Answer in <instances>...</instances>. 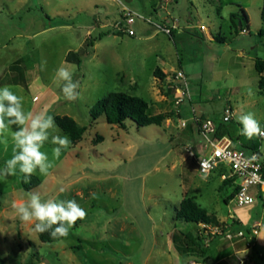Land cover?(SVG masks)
<instances>
[{
	"label": "rangeland",
	"instance_id": "1",
	"mask_svg": "<svg viewBox=\"0 0 264 264\" xmlns=\"http://www.w3.org/2000/svg\"><path fill=\"white\" fill-rule=\"evenodd\" d=\"M263 1L177 0L155 12L157 0H0V87L22 96L26 111L68 116L88 128L58 159L56 145L44 144L41 150L54 163L49 175L37 170L24 183L17 169L0 178L2 264H264V205L226 203L233 187L222 188L218 171L202 175L185 151L188 143H205L194 117L220 122L228 107L233 118L226 125L239 138L234 147L263 143L244 137L237 119L251 112L264 128V88L255 67L264 60ZM125 9L134 13L133 24L124 20ZM174 20L172 36L157 27H172ZM118 22L135 36L119 32ZM70 53L81 64L69 62ZM61 65L79 81L76 101L64 99L54 81ZM157 69L164 79L155 76ZM181 70L191 97L177 106L176 86L182 84L175 75ZM117 91L145 99L162 123L143 127L128 120L120 127L104 116L94 120L91 109ZM12 131L6 142L0 138V168L13 155ZM29 191L42 199H75L86 218L66 238L43 243L11 207L27 201ZM186 198L207 209L213 221L207 230L177 218ZM217 229L245 237L230 241L213 235ZM174 233L191 237L194 252L180 253Z\"/></svg>",
	"mask_w": 264,
	"mask_h": 264
},
{
	"label": "clouds",
	"instance_id": "2",
	"mask_svg": "<svg viewBox=\"0 0 264 264\" xmlns=\"http://www.w3.org/2000/svg\"><path fill=\"white\" fill-rule=\"evenodd\" d=\"M73 74V70L64 65L54 73V81L67 101H76L80 96V84L73 79ZM237 119L242 126L241 134L248 140L264 138V128L253 113H243ZM13 129L11 138L15 147L12 157L0 168L2 179L15 176L17 169L23 174L24 183H30L37 170L41 175H49L54 163L41 150L44 144L50 140L56 145L53 157L58 159L61 151L68 149L72 143L67 135H60L62 130L53 115L46 110L38 113L26 111L23 97L5 85L0 87V138L6 142V133ZM255 158L254 155L252 159ZM26 195L27 201L13 202L11 207L21 222L33 225L36 233L49 232L52 238H66L77 221L86 218V210L75 199H42L38 191H29Z\"/></svg>",
	"mask_w": 264,
	"mask_h": 264
},
{
	"label": "built area",
	"instance_id": "3",
	"mask_svg": "<svg viewBox=\"0 0 264 264\" xmlns=\"http://www.w3.org/2000/svg\"><path fill=\"white\" fill-rule=\"evenodd\" d=\"M167 3H172L175 0H165ZM123 16L128 25L134 23V13L128 9H125ZM142 18L141 16L137 15ZM115 27L119 32L128 34L129 36H135V32L132 29L125 28L123 22L116 23ZM159 30L165 34L172 36L173 30L177 29V21L174 20L172 27L166 25H157ZM202 30H206L205 26H202ZM244 30L242 33H245ZM175 79L181 82V86H176V105L180 106L188 98L190 99V87L185 73L181 70L176 73ZM233 118V110L228 107L225 110V115L219 123H228ZM197 123L199 133L204 139V145H196L194 143H188L185 146V151L189 157L195 159L199 165V170L202 175H210L216 169L225 168L229 170V175L222 174V180L227 178H233V185L238 187V190L233 200L240 207H246L260 202L264 205V138H260L263 143H260L258 150L252 151L248 154L243 149H237L234 147L233 141L230 137L224 136L216 138V132L218 128V122L211 119H204L194 117ZM182 127H185V123H181ZM255 155V159L252 157ZM257 188L258 192L255 194L253 190ZM204 230L208 229L207 224H202ZM258 227L257 225L254 226ZM213 235H223L228 240L236 238H243L245 234L243 231L232 233L231 231L216 230ZM245 260H241L240 264H243ZM198 264V263H191Z\"/></svg>",
	"mask_w": 264,
	"mask_h": 264
},
{
	"label": "trees",
	"instance_id": "4",
	"mask_svg": "<svg viewBox=\"0 0 264 264\" xmlns=\"http://www.w3.org/2000/svg\"><path fill=\"white\" fill-rule=\"evenodd\" d=\"M163 3L164 0H157V2H154L152 5L153 10L157 12L158 7L160 8ZM241 12L244 18H247L244 10L241 9ZM261 18L264 25V1L261 11ZM259 34L261 36L264 35V27L263 29L260 30ZM215 40L220 43H225V38L221 37L220 35H217V37H215ZM88 45L93 46V43L89 42ZM67 60L69 62H76L77 64H81V59L78 57V54L70 53L68 55ZM255 67L261 76L259 85L260 88L262 89L264 88V76H263L264 60L257 59L255 63ZM154 74L156 77H160L162 79L166 77V75L162 73L159 69H157L154 72ZM90 113L94 120H97L99 117L104 116L108 124L117 125L120 127H124L125 122L128 120H131L137 123L139 126H143V127H147L151 125L159 126L162 123V119L160 116L151 114L149 103L145 99L137 95H131L120 91L111 92L107 97L100 100L91 109ZM55 120L57 125L60 127V129L69 135L71 142L73 144H77L82 139V137L84 136L85 132L88 129L85 126L84 127L80 126L73 118L68 116H62V117L57 116ZM224 136L230 137L233 143L234 142L236 143L239 140V138H235L231 134L226 123L218 122V128L215 137L221 138ZM259 145L254 144L252 146V145L242 144L241 148L244 150L248 149V150L256 151L258 150ZM215 171H218L219 175L222 176V174H227L228 170L225 168H221V169H216ZM233 182H234L233 178H227L223 180L222 188L228 186L233 187V191L231 195H229L225 199L226 203H229V201L234 198L238 190V187L234 186ZM176 213L178 219H181L188 224L199 225V224H211L213 222L212 217L208 214L207 209H204L200 205H198V203L195 201L194 198L183 199L180 203L179 208L176 209ZM236 224L239 225L238 222ZM248 233H250V231H248L247 234ZM39 237L43 243L50 242L52 238L49 232H45L42 234L40 233ZM172 240L173 243L177 246L180 253L190 254L194 252L193 248H190V243L194 241L191 237L174 233L172 235ZM207 255H208L207 250L203 251L204 261H206ZM0 264H2L1 260H0Z\"/></svg>",
	"mask_w": 264,
	"mask_h": 264
},
{
	"label": "crops",
	"instance_id": "5",
	"mask_svg": "<svg viewBox=\"0 0 264 264\" xmlns=\"http://www.w3.org/2000/svg\"><path fill=\"white\" fill-rule=\"evenodd\" d=\"M164 1H165V0H164ZM175 3H177V0H175L174 2L169 3V4H175ZM165 4H168V3L165 1V3H164L160 8H164V7H165V6H164ZM240 9H242V8L240 7ZM242 10H243V9H242ZM172 21H173V20H172ZM172 21H171V22H172ZM164 22H165L166 24H169V25L171 24L170 21L167 20L166 17L164 18ZM192 27H193V26H192Z\"/></svg>",
	"mask_w": 264,
	"mask_h": 264
}]
</instances>
